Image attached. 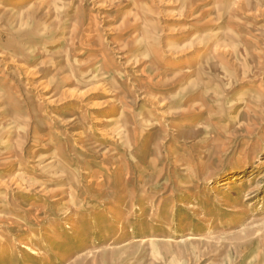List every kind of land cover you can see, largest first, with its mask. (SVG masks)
I'll list each match as a JSON object with an SVG mask.
<instances>
[{
    "label": "rangeland",
    "instance_id": "obj_1",
    "mask_svg": "<svg viewBox=\"0 0 264 264\" xmlns=\"http://www.w3.org/2000/svg\"><path fill=\"white\" fill-rule=\"evenodd\" d=\"M0 264H264V0H0Z\"/></svg>",
    "mask_w": 264,
    "mask_h": 264
},
{
    "label": "bare ground",
    "instance_id": "obj_2",
    "mask_svg": "<svg viewBox=\"0 0 264 264\" xmlns=\"http://www.w3.org/2000/svg\"><path fill=\"white\" fill-rule=\"evenodd\" d=\"M25 248H27V250L31 251V252H32V254H34V255L38 254V251H37V250H35V249H33V248H32V247H30V246H26Z\"/></svg>",
    "mask_w": 264,
    "mask_h": 264
}]
</instances>
